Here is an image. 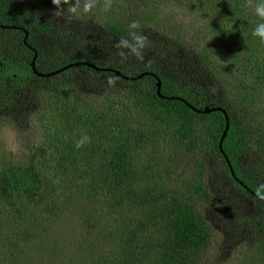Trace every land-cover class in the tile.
I'll return each instance as SVG.
<instances>
[{
    "label": "trees",
    "instance_id": "trees-1",
    "mask_svg": "<svg viewBox=\"0 0 264 264\" xmlns=\"http://www.w3.org/2000/svg\"><path fill=\"white\" fill-rule=\"evenodd\" d=\"M73 2L56 16L52 0H0V126L48 145L0 159V264H264V43L248 0ZM168 5L201 18L196 32L160 25ZM133 20L143 61L116 48ZM34 54L39 74L76 66L40 77ZM188 105L225 112L224 155V114ZM229 205L221 239L205 214Z\"/></svg>",
    "mask_w": 264,
    "mask_h": 264
},
{
    "label": "rangeland",
    "instance_id": "rangeland-1",
    "mask_svg": "<svg viewBox=\"0 0 264 264\" xmlns=\"http://www.w3.org/2000/svg\"><path fill=\"white\" fill-rule=\"evenodd\" d=\"M165 10L166 11H163L162 14H165L166 18L162 20V23L160 25L169 27L176 26L178 27V30H184L188 34L196 32V26L200 22L201 18L195 17L192 12L181 8L180 6L175 7L173 5H168ZM23 126L24 127L21 130L19 129L22 126L20 128L17 127L16 130H13L12 126H0V159L7 157L17 159L20 163H25L28 159L20 157L24 155L25 152H27L26 146L30 144L33 148H35V146L42 148H46L48 146L45 139L42 137L41 131L34 130L29 132V129L27 128L28 125L26 123H23ZM26 140L28 141L26 142ZM217 180V177H210L208 181V186L211 188L210 184L215 183V181L217 184H219ZM235 196L238 197L239 193L238 195L235 194ZM230 206L232 205L226 207L228 211H207L205 214L213 229L217 230L219 235L222 236L221 239H225V236L232 238L231 230L234 226L235 218L233 211L230 209ZM64 227L66 228V226ZM67 232L68 231H65L64 233ZM231 250V254L237 252V250L235 249ZM35 254L36 251L33 249H29L26 251V256L29 259L34 258ZM224 256L231 255H226L225 253Z\"/></svg>",
    "mask_w": 264,
    "mask_h": 264
},
{
    "label": "clouds",
    "instance_id": "clouds-1",
    "mask_svg": "<svg viewBox=\"0 0 264 264\" xmlns=\"http://www.w3.org/2000/svg\"><path fill=\"white\" fill-rule=\"evenodd\" d=\"M57 11L56 16H59L63 11V5L69 4V0H52ZM97 0H74L70 4L69 11L74 14H80L82 9L84 14L89 13L94 7H96ZM112 7V0H104L103 8L107 11ZM247 7L252 9V15L258 18V22L255 23V27L252 30V35L259 38L260 42L264 43V0H248ZM128 38H121L116 44V48L121 49L119 55L121 57H135L137 60H144L145 50L150 46V41L146 35L143 34L141 24L137 20H133L128 25ZM124 49H130V52L123 51ZM107 73V72H106ZM90 143V137L87 135L82 136L76 142V148H83L86 144Z\"/></svg>",
    "mask_w": 264,
    "mask_h": 264
},
{
    "label": "water",
    "instance_id": "water-1",
    "mask_svg": "<svg viewBox=\"0 0 264 264\" xmlns=\"http://www.w3.org/2000/svg\"><path fill=\"white\" fill-rule=\"evenodd\" d=\"M26 37H27V34H26V36H25V40H26ZM25 40H24V42H25ZM35 59H36V54H34V57H33L32 61H31V64H30V67H31V69H32V72H33L35 75L40 76V77H49V76H52V75H55V74H59V73L65 71L66 69H68V68H70V67H72V66H76V64L68 65V66H66V67H64V68H62V69L56 71L55 73H52V74L50 73V74H47V75H43V74H39V73L37 72V70L35 69ZM77 65H85V64L81 63V64H77ZM86 66L89 67V68L95 69V70H97V71H99V72H104V73H106V72H111V73H113L114 75H116V76H118V77H120V78H122V79H124V80H126V81H134V80H138V79H141V78H143V77L149 75L148 73H143V74H141V75H139V76H137V77H133V78H131V77H125V76L121 75L119 72L114 71V70H112V69H99V68H95L94 66H92V65H90V64H86ZM152 76H153V75H152ZM154 77H155V76H154ZM155 78H156V77H155ZM156 87H157L156 92H157L158 95H160L161 83H160V80H159V79H156ZM170 99H172V98H170ZM179 100H181V99H179ZM188 107L191 108L194 112L202 113V114H210L211 112H215V111H219V112H221V113L224 114V116H225V130H224V132H223V134H222V136H221V138H220L219 145H218V146H219V150H220V152L224 155V153H223V151H222V142H223V140H224V138H225V136H226L227 130H228V128H229V122H228V118H227V116L225 115V112H224L221 108H212V109L205 108L204 110H197V109L192 108L190 105H188ZM225 160H226L227 165L229 166V161H228V159L226 158V156H225ZM229 167H230V166H229ZM231 174H232V172H231Z\"/></svg>",
    "mask_w": 264,
    "mask_h": 264
}]
</instances>
